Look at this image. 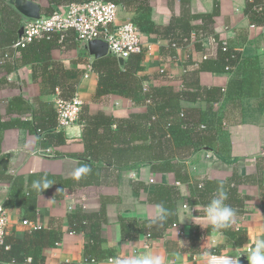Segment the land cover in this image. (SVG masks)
I'll list each match as a JSON object with an SVG mask.
<instances>
[{"label":"crops","instance_id":"obj_1","mask_svg":"<svg viewBox=\"0 0 264 264\" xmlns=\"http://www.w3.org/2000/svg\"><path fill=\"white\" fill-rule=\"evenodd\" d=\"M33 1L41 5L43 13L50 7L48 0ZM257 1L264 5V0ZM144 4L149 8V15L145 13L144 16L160 31L167 29L174 19L182 18L183 11L189 9L191 15L197 17L191 21V26L196 27L195 32L199 36L201 33L214 35L242 55V61L233 71H203V61L195 64L201 53L196 47L199 42L192 40L175 48L176 56L171 57L172 39L166 33L145 31L142 35L144 69L139 75L145 79L144 86L148 88L171 86L176 92L187 93L219 89L224 93L218 101H208L205 94L183 101V106L196 118V124L207 125L212 130L218 139L220 155L227 161L203 150L188 158L186 165L195 180L218 182L210 185L212 196L220 185L230 192L232 196L225 202L237 212L230 229L241 231L246 238L234 241L223 231L222 236L214 235L205 218V205L196 203L199 198L194 196L191 185L180 183L173 172L163 174L151 166L118 171L101 164L102 168H106L101 173L100 184L85 187L54 184L48 193L38 195L35 220L27 219L24 209L7 206L11 183L2 178L0 205L7 209L10 219L6 241L22 240L36 231L24 225L25 220L39 225V231L45 232L48 239L51 236L60 238L55 246L43 249V264H84L92 222L88 223L85 232L74 231L70 221L78 209L89 216H98L105 210V220L100 227L101 246L114 250V257L120 258V261L148 255L161 257L162 264H208L211 253L239 257L247 247L254 245L256 239L264 238V13L248 15V0H136L131 5L118 4V23L134 22L140 13L137 7ZM24 19L22 15L18 18L22 24ZM7 50L10 57L5 59L4 66L0 64V108L6 121L22 117L43 126L48 124L50 128L55 124L52 115L55 101L68 98L67 89L73 85H77V93L83 101L81 115L102 112L125 119L133 113H145L147 110L134 106L131 100L117 94L95 98L99 76L92 64L97 59L90 54L86 44L76 40L74 33H69L63 46L52 48L51 62L56 67L49 68L46 78L37 64L23 62L21 51L13 47ZM1 52L4 50L0 49ZM210 54L213 55L210 58L216 56V53ZM26 59L32 61L33 57L27 55ZM243 61L253 62L257 68L258 96L253 98L230 94L232 86L241 84L247 74V65ZM164 65L167 71L161 74L160 69ZM15 98H23L31 111L10 114L8 106ZM75 126L80 127L82 134L80 123ZM48 131L51 132V128ZM48 149L52 152L46 156L43 151ZM85 151L82 135L81 138L67 137L66 143L59 146H44L43 138L35 132L12 128L3 134L0 170L3 177H22L25 181L35 173H49L71 180L75 179V169L80 167V160L74 157L83 155ZM151 179L155 182L151 183ZM160 184L177 186L180 190L178 225L155 238L145 234L125 238L123 220L157 218V204L150 197ZM2 256L0 250V263L9 264L3 261ZM118 262L104 259L97 264Z\"/></svg>","mask_w":264,"mask_h":264},{"label":"trees","instance_id":"obj_2","mask_svg":"<svg viewBox=\"0 0 264 264\" xmlns=\"http://www.w3.org/2000/svg\"><path fill=\"white\" fill-rule=\"evenodd\" d=\"M90 1L93 0H48L50 7L44 10L43 15L49 16L53 14L60 6ZM104 1L131 5L136 0ZM183 1L188 2V0ZM137 8L140 13L134 24L143 32L155 33L159 31V33H166L167 37L172 39L170 47L171 57L176 56L173 50L177 47H174L173 44L177 46L179 44L183 45L184 39L189 38L192 32H197L195 30L196 27L191 26V21L197 17L191 15L189 9L183 11L182 18L174 19L167 29L160 31L150 19H146L144 16L145 13L149 15V8L146 4ZM246 12L248 15L264 13V5L258 3L257 0H248ZM20 16L9 5V0H0V49L4 50V52L0 53V64L2 66L5 65V59L10 57L8 54L10 51L7 49L12 48L13 44L20 38V32L23 27L22 22L18 20ZM206 30L208 29L206 28ZM59 41V36L53 35L49 39L44 38L34 41L25 48L17 50L21 51L24 63L32 62L37 64L41 69L42 76L46 78L50 72L49 68L56 67V64L51 62L50 52L52 48L63 46L66 39L62 43ZM218 41L216 56L201 63L203 71L230 72L242 61V55L239 52L230 47L224 50L223 41L219 39ZM196 47L201 51L204 49L200 43H197ZM27 55L33 57L32 61H27ZM143 60L144 53L134 55L122 64L116 56L110 55L97 59L92 64L93 70L99 76L96 99L108 94H117L131 100L134 106L145 107L147 110L145 113H133L125 119H117L102 112L96 115L88 113L80 115L78 123L83 128L82 142L86 151L83 155L75 156L74 158L80 160V166L81 164H87L91 168V172L78 180H64L60 176L49 173H35L25 181L22 177H3V171L0 170V179L4 178L11 183L9 198L6 202L8 207L22 208L25 210L27 219L35 220L37 215L36 203L39 194L48 193L54 184L67 187L75 185L85 187L100 184L101 173L106 168H102L101 164L118 171L131 167L138 169L143 166H151L163 174L173 172L180 183H189L191 185L194 196L199 198L196 203L206 206L210 202L214 196L210 194L212 190L210 185L216 181L195 180L190 176L186 162L188 158L203 150L210 151L214 155L221 157L218 139L207 125H205L207 131L194 128L197 125H201L195 123L196 118L189 114V110L183 106V101L194 100L196 97H202L205 94L208 96L206 98L208 101H218L224 97V93L219 89H205L201 93L200 91L195 93L176 92L171 86L160 88H148L146 86L147 89H145V79L139 75L144 69ZM243 62L247 65L245 68L247 74H245L241 84L232 86L230 94L238 97L253 98L258 96L257 85L259 79H257V68L253 65V62ZM76 86L73 85L67 89L69 96L66 97L68 98H62H72L77 92ZM29 111H31V107L23 98L13 99L8 106L10 114L13 112L25 114ZM52 115L55 119V124L51 125L52 131L49 132L48 124L43 126L34 121H27L22 117L6 121L0 108V147L4 132L12 128H23L35 132L38 137L43 138L44 146H59L66 143L67 137L64 132L59 133L55 129L56 111H53ZM223 160L227 161V159ZM42 178L49 182L48 189L37 190L33 188V182ZM227 195L228 197L232 196L230 192H227ZM179 197L180 190L177 186L168 184L157 185L150 200L157 205L162 204L168 210L167 219L164 221H160L157 218L147 221L123 220L121 223L123 236L131 239L145 234L149 238H155L162 236L168 229L178 225L177 200ZM103 220H105V210H102L98 216H89L78 209L72 215L71 227L76 232H85L88 228V223L92 222V227L89 228L90 237L85 247L86 258L84 264H97L99 261L115 256L114 250H106L101 246L100 227ZM221 231L234 241L239 238H246L239 230L231 231L229 228ZM45 235V232L36 230L27 235L25 239L12 242L6 241L9 249L0 247L3 261H7L9 264H27L26 260L32 258L33 264H43V249L46 246H55L60 240L59 237L53 236L48 239Z\"/></svg>","mask_w":264,"mask_h":264},{"label":"built area","instance_id":"obj_3","mask_svg":"<svg viewBox=\"0 0 264 264\" xmlns=\"http://www.w3.org/2000/svg\"><path fill=\"white\" fill-rule=\"evenodd\" d=\"M119 5L113 2L104 0H93L86 3H73L66 6H60L51 15H43L41 19L23 20V35L13 44L14 49L25 48L34 41L44 38H50L53 35H58L60 43L67 38L69 33H74L76 40L82 44H88L92 41H103L108 45L111 55L118 59H129L133 55L145 53V47L142 42L143 31L132 21L118 23L119 19ZM196 40L203 46L198 57V62L210 59L213 55L210 52L216 53L219 41L214 35L202 34L199 36L193 32L189 38L184 39V44L191 43ZM183 45L173 44L174 47L180 48ZM228 44L223 42V49L227 50ZM210 49V50H208ZM91 69V66H90ZM167 66L164 65L160 69L161 74H165ZM87 77V76H86ZM147 89V87H145ZM83 109V101L79 94L70 99L58 98L55 101V111L57 115V132L61 133L74 127L78 124L80 115ZM81 126V125H80ZM82 127V126H81ZM198 130L205 131L206 126H195ZM43 154L48 156L51 150L43 151ZM151 183L155 180L151 179ZM187 208V206H184ZM205 211V207H203ZM9 214L7 209L0 205V247L9 249L6 245V238L9 229ZM24 225L29 226L33 230H39L41 227L36 223L28 220L23 221ZM176 226V225H175ZM173 226V227H175ZM251 247H247L243 254H247ZM213 257L217 259L214 261ZM231 256L219 255L211 253L208 256V264H219L220 258H227ZM236 264H239V257H232ZM112 262L120 261V258L113 257L109 259ZM27 264H33L32 258L26 260Z\"/></svg>","mask_w":264,"mask_h":264},{"label":"clouds","instance_id":"obj_4","mask_svg":"<svg viewBox=\"0 0 264 264\" xmlns=\"http://www.w3.org/2000/svg\"><path fill=\"white\" fill-rule=\"evenodd\" d=\"M91 172V168L87 164H81L80 167L76 168L73 172L75 179H80L85 174ZM32 187L40 189H48L49 182L44 178L41 180L34 181ZM228 199L227 192L224 190L223 185L217 188L216 194L205 206V218L207 223L211 226L212 233L217 236H222L221 230L229 229L234 223L237 215L236 210L228 205L225 201ZM158 209L157 219L164 221L167 219L169 212L162 205L156 206ZM193 217V221H195ZM217 258L213 257L215 261ZM248 264H264V238H258L255 240L254 245L249 249L247 255ZM118 264H162V259L159 256H148L127 258L119 261ZM219 264H236L232 257L220 258Z\"/></svg>","mask_w":264,"mask_h":264},{"label":"water","instance_id":"obj_5","mask_svg":"<svg viewBox=\"0 0 264 264\" xmlns=\"http://www.w3.org/2000/svg\"><path fill=\"white\" fill-rule=\"evenodd\" d=\"M9 3L25 18L39 20L43 16L41 5L33 0H9ZM23 32L24 31L22 29L20 36L23 35ZM86 48L90 54L95 57V59H100L111 55L108 45L103 41H92L86 44ZM119 61L123 64L126 60L119 58ZM72 130L75 133L71 134ZM66 135L69 138H81V129L79 126L71 127L66 131ZM239 264H248L247 254H241L239 256Z\"/></svg>","mask_w":264,"mask_h":264},{"label":"rangeland","instance_id":"obj_6","mask_svg":"<svg viewBox=\"0 0 264 264\" xmlns=\"http://www.w3.org/2000/svg\"><path fill=\"white\" fill-rule=\"evenodd\" d=\"M237 112H239V111H237Z\"/></svg>","mask_w":264,"mask_h":264}]
</instances>
